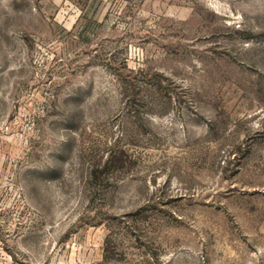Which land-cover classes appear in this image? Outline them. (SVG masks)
Instances as JSON below:
<instances>
[{"label":"rangeland","instance_id":"rangeland-1","mask_svg":"<svg viewBox=\"0 0 264 264\" xmlns=\"http://www.w3.org/2000/svg\"><path fill=\"white\" fill-rule=\"evenodd\" d=\"M0 264H264V0H0Z\"/></svg>","mask_w":264,"mask_h":264}]
</instances>
